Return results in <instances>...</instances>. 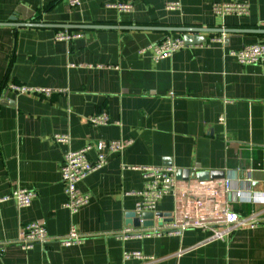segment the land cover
<instances>
[{"label": "crops", "instance_id": "obj_1", "mask_svg": "<svg viewBox=\"0 0 264 264\" xmlns=\"http://www.w3.org/2000/svg\"><path fill=\"white\" fill-rule=\"evenodd\" d=\"M170 1L179 7L167 9ZM121 2L131 10L107 6ZM225 2L245 3L248 12L215 15L212 4ZM19 7L16 22L32 25L0 26V195L26 188L36 197L28 207L0 204V264H264L262 224L236 226L222 239H209L211 227L120 237L127 227L146 233L193 214L208 221L209 207L215 218L227 206L264 220V61L240 64L230 55L264 35L219 32L264 28V0H80L76 8L66 0H0V23ZM128 25L206 30L155 61L142 49L183 34L119 28ZM64 30L80 37L55 40ZM10 84L54 91L15 94ZM101 113L108 124L88 122ZM55 134L69 142H54ZM98 140L130 143L78 183L90 198L71 215L60 177L64 154ZM154 165L221 176L176 178L177 192L153 210L164 217L134 227L126 215L144 186L138 169ZM29 222L44 225L49 241L22 249L18 233ZM71 225L83 241L64 246ZM130 251L152 258L125 260Z\"/></svg>", "mask_w": 264, "mask_h": 264}, {"label": "built area", "instance_id": "obj_2", "mask_svg": "<svg viewBox=\"0 0 264 264\" xmlns=\"http://www.w3.org/2000/svg\"><path fill=\"white\" fill-rule=\"evenodd\" d=\"M70 8H76L80 5V0H66ZM108 7L117 8L119 11H130L131 3L121 2L115 5H107ZM167 9H176L179 7L177 1H170L165 4ZM212 12L217 16L226 15H244L248 12V5L240 2L213 3ZM80 37V34L67 30L59 31L55 34L54 39L57 41L69 42ZM187 46L181 37H166L160 42L148 45L145 49H149L152 53V59L157 61L162 58L171 56L174 52ZM240 64H255L264 61V40L243 46L240 49L230 52ZM7 89L15 94H49L54 89L30 87L27 85L10 84ZM88 122L94 126L106 125L109 122L108 117L101 114H94L87 118ZM52 139L59 144L69 142V136L66 134H55ZM130 141L121 140H98L94 144H87L76 150H68L64 154L63 163L60 168V177L64 185L66 195L65 208L71 215L77 213L79 209L85 206L89 201V195L81 191L78 183L84 179L92 171L101 168L107 163L108 157L113 153H120L128 145ZM95 151V159L89 158V152ZM144 179L143 188L137 192L138 200L135 204V212L140 215L145 211H153L159 199L169 193L177 192L176 168L171 165H154L139 168ZM227 189V186H225ZM240 193H238L239 195ZM36 197V191L33 189L17 188L9 193L0 195V204L13 201L18 207H28ZM263 199L261 195L260 200ZM213 208L209 207L208 212L211 213L208 221L200 219V214H193L191 218L184 219L182 222L169 221L161 230L139 232L132 228H125L120 237L122 239L140 238L150 234L159 235L162 232L180 233L188 228H209L212 229L213 235L209 239H222L230 233L236 226L255 227L259 224L264 225V220L257 219L253 214L249 216L239 217L235 212L227 206L221 209L220 214L213 215ZM217 213V211H215ZM213 225H220L215 229ZM49 241V236L44 225L37 222H29L23 225L18 233L17 244L22 249H29L35 244L44 245ZM83 238L80 236L77 228L71 225L69 231L60 243L64 246L82 243ZM125 260L148 259L139 251L124 252Z\"/></svg>", "mask_w": 264, "mask_h": 264}, {"label": "water", "instance_id": "obj_3", "mask_svg": "<svg viewBox=\"0 0 264 264\" xmlns=\"http://www.w3.org/2000/svg\"><path fill=\"white\" fill-rule=\"evenodd\" d=\"M22 12V7H19L16 9L15 13L10 17V22L6 23H0V26H13V27H20V26H30L32 23H27V22H16L17 13ZM97 27H109V28H117L116 26H106V25H97ZM119 28H124L128 30H154V29H161L163 31H168V32H180L183 35V39L186 44H190L192 42L193 34L194 33H199V32H204L206 29H199V28H189V27H148V26H137V25H128L125 27H119ZM219 32H229V33H237V34H242V33H255V34H263L264 35V28H258V29H219ZM203 41V39H202ZM221 176V173L219 172H195L191 173L189 170H178L176 171V178L178 179H188L190 178H195L198 180H206L208 178H214ZM127 217V224L132 225L134 227H151L154 224V218H163L164 216L161 213L158 212H153V211H145L142 212L140 215H136L135 212H129L126 215ZM164 220V219H163ZM163 220L160 219L158 221V225H162ZM169 220V219H168ZM167 220V221H168Z\"/></svg>", "mask_w": 264, "mask_h": 264}]
</instances>
